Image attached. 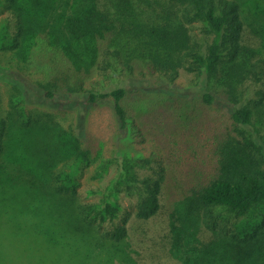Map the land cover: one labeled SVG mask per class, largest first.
<instances>
[{
    "label": "trees",
    "instance_id": "trees-1",
    "mask_svg": "<svg viewBox=\"0 0 264 264\" xmlns=\"http://www.w3.org/2000/svg\"><path fill=\"white\" fill-rule=\"evenodd\" d=\"M0 40L1 51L18 63L35 61L31 66L43 78L32 83L47 101L59 98L80 114L110 104L119 125L113 134L121 138L136 125L126 101L141 89L128 88L123 76L170 83L181 72L197 77L203 102L229 107L235 129H222L205 185L186 197L197 228L213 237L203 241L180 229L190 241L179 244L173 235L169 255H179L181 264H264V220L257 221L264 219V167L256 165L246 135L256 113L264 117L258 108L264 88L256 90V104L246 100L250 83H264V0H0ZM10 76L14 94L6 114L0 94V264H130L129 253L146 238L142 223L163 208L167 166L160 161L149 174H133L139 165L126 158L130 170L119 188L81 198L77 177L55 169L79 155L87 166L94 161L81 146L83 131L63 136L40 123L42 115L25 107L28 87L0 67V81ZM16 126H34L24 132L36 126L50 137L28 165L33 172L13 171L22 145L9 142L8 133Z\"/></svg>",
    "mask_w": 264,
    "mask_h": 264
},
{
    "label": "rangeland",
    "instance_id": "rangeland-1",
    "mask_svg": "<svg viewBox=\"0 0 264 264\" xmlns=\"http://www.w3.org/2000/svg\"><path fill=\"white\" fill-rule=\"evenodd\" d=\"M259 50L264 55L263 45ZM18 61L13 54L1 51L0 40V67L8 69L11 75L28 87V103L26 102L28 105L25 107L42 115L39 118L40 123L44 121L55 125L61 132L60 135L69 137L77 135L76 128L83 131L81 146L85 151H90L89 154L94 161L87 166L86 158L79 155L74 162L72 159L64 160L63 164H58L55 169L56 172H61V166H63L70 176L77 177L81 198L86 194L89 198L94 197L92 192L103 190L108 185L112 187L116 184L119 188L121 176H126L130 170L126 158L131 157L139 165L133 174L138 170L143 172L149 170L147 172L149 174L152 172L151 166L160 161L167 166L162 196L163 208L156 217L142 223L147 231L146 238L143 237L144 243L140 242L129 253V257H135L136 260L132 259L130 264H181L178 261L179 255L173 259L170 257V242L173 235L179 244L186 240L190 241L180 229L187 231L192 229L193 231H190L200 236L203 241H209L213 237H211L212 233L204 227L199 225L201 228H197L198 218L188 213L189 201L186 197L195 189L205 185L203 182L207 172L211 170L210 163L213 158L216 159L211 149L217 145L218 142L215 141L218 136L221 137L222 129L233 131L235 125H233L229 107H212L203 102V93L198 85L200 80L197 77L181 72L176 83H170L159 77L138 82L123 76L122 80L127 81L128 88L141 89L131 93L126 101L127 107L136 118V125L132 124L127 136L121 138V135H118L119 125L110 104L84 105L86 110L80 114L82 113L80 109L65 106L59 98L47 101L43 96L38 95L39 92L32 83L43 78V75L31 66L35 61L24 63H18ZM18 67L24 68L27 74L19 73ZM119 81V73H116L113 83L118 84ZM261 88H264L263 82L257 85L250 83L246 100H252L256 104L259 101L257 92ZM0 94L1 113L6 114L12 109L13 102L14 80L11 76L0 81ZM185 94L193 98L192 101L188 98L182 101L176 97ZM258 108L264 111V105ZM47 114L52 115L53 119H50ZM32 127L34 126L23 129L28 130ZM35 128L36 133L33 132L36 130L24 132L17 126L9 129V142L11 140L15 146L22 145L16 147L13 162L17 167L13 170L14 172H33L28 165L33 166L39 153L41 154V146H44L50 138L42 128L36 126ZM114 130L118 132L115 135ZM246 135L252 144L250 151L256 165L264 167V117L262 115L258 116L256 113L254 126L247 130ZM49 145L51 150L56 148L53 140ZM68 163L70 167H66ZM143 166L147 167L141 169ZM96 175H100L99 179H95ZM200 180L203 181L201 184H199ZM125 205L128 206V202L125 201ZM261 208L264 209V205ZM134 220L132 217L131 224L135 223ZM262 220H264L263 217H259L257 221ZM179 234L181 236H178ZM131 237L133 242L138 241L132 235Z\"/></svg>",
    "mask_w": 264,
    "mask_h": 264
}]
</instances>
